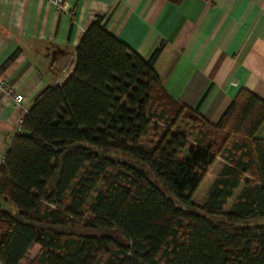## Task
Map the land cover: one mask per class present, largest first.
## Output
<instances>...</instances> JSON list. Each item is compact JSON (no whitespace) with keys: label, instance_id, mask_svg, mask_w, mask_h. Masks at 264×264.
<instances>
[{"label":"trees","instance_id":"obj_1","mask_svg":"<svg viewBox=\"0 0 264 264\" xmlns=\"http://www.w3.org/2000/svg\"><path fill=\"white\" fill-rule=\"evenodd\" d=\"M162 48L89 23L0 166L1 264H264V102L242 90L209 124L165 93Z\"/></svg>","mask_w":264,"mask_h":264},{"label":"crops","instance_id":"obj_2","mask_svg":"<svg viewBox=\"0 0 264 264\" xmlns=\"http://www.w3.org/2000/svg\"><path fill=\"white\" fill-rule=\"evenodd\" d=\"M0 0V78L24 98L0 91V161L34 98L71 75L75 50L89 23L143 59L163 44L155 64L165 93L215 125L246 90L264 102V0ZM264 141V122L255 134ZM215 176V175H214ZM1 264V263H0Z\"/></svg>","mask_w":264,"mask_h":264},{"label":"built area","instance_id":"obj_3","mask_svg":"<svg viewBox=\"0 0 264 264\" xmlns=\"http://www.w3.org/2000/svg\"><path fill=\"white\" fill-rule=\"evenodd\" d=\"M44 2L55 9L56 11H62L64 9L63 0H44ZM0 91L4 92L6 96L12 99L16 105H22L24 98L22 95L16 93L12 87L6 85V82L0 78ZM21 123L17 126L18 131L20 130ZM3 165V159L0 161V166Z\"/></svg>","mask_w":264,"mask_h":264},{"label":"rangeland","instance_id":"obj_4","mask_svg":"<svg viewBox=\"0 0 264 264\" xmlns=\"http://www.w3.org/2000/svg\"><path fill=\"white\" fill-rule=\"evenodd\" d=\"M180 131H183L184 128L183 126L181 125L180 126ZM223 165V162L220 158H217L215 164L212 166V169H211V175H215L217 176V174L219 173V170L221 169ZM200 195H204V191L202 193H200ZM227 209V208H226ZM253 224H264V219L263 220H259V221H252V222H249V225H253ZM37 250V247L34 248V250L30 253V256H33V254H35V251Z\"/></svg>","mask_w":264,"mask_h":264}]
</instances>
